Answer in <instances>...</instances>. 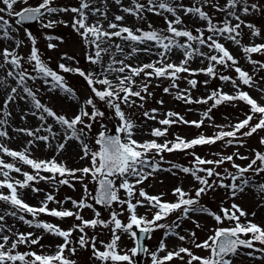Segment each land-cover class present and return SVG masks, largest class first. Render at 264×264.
<instances>
[{
  "label": "snow or ice",
  "instance_id": "obj_1",
  "mask_svg": "<svg viewBox=\"0 0 264 264\" xmlns=\"http://www.w3.org/2000/svg\"><path fill=\"white\" fill-rule=\"evenodd\" d=\"M53 2L54 0H41L36 6H30L28 0H0V4L3 5L0 6V14L16 18L17 25L37 21L41 22L43 28H53L57 23L62 24L64 21L49 19L47 23H44L43 18L46 14L51 16L64 12L73 13L71 26L81 37L87 49L86 61L96 68L85 72L79 67H71L65 63H60L58 68L63 73L78 74L82 77L91 95L79 104L77 112L71 117L58 114L42 104L37 99L36 93L27 86L28 80L41 79L49 85V91L59 89L72 100L78 101V97L74 90L66 84L65 77L49 67L48 63L41 58L36 46L37 40L31 32H25L27 40L31 43L30 53L26 57L20 55L18 49L24 42L11 34L18 29L13 28L9 21L4 19V15H0V33H2L0 41L10 42L0 48V61H2L0 69H7L6 77L11 78L17 85L11 88L2 107L7 109L9 102H14L17 96L21 100L25 99V95H20L22 92L30 98L34 110L22 113L21 119L32 115L41 121L40 126L34 130L14 129L32 138L27 141L23 151L11 150L0 144V152L30 166L33 170V174L22 173L23 181H13L9 177V172L21 173V168L0 159V175L4 177L0 180V189L7 190V194L0 192V202L9 206L6 209H0V264H76L75 260L65 255L66 250L72 255L76 254L77 248L73 246L74 244L80 249L90 248L91 256L97 264H135V258L141 253L150 257L151 264H171L174 260H180L182 264H233V258L240 254L242 248L264 253V247H256V244L264 246V228L250 220L242 221L241 218H246L248 214L239 205L233 203L230 208H221L219 210L223 213L221 215L200 203L202 195L215 191L217 188L228 190L230 196L234 198L250 186L246 174L264 173V152L253 149V155L249 158L240 155L238 151L239 147L244 146V138L253 136L258 130H264V105L259 104L248 92L240 90V84L250 88L256 86L253 76L239 67L238 61L228 48L219 42V38H223L235 45H241L239 37L242 28H247L251 36L260 37L261 30L252 23H246L242 16L261 13L264 5L259 2L250 3L249 0H225L223 4H220L218 0H194L191 5L183 4L182 0H145V2L130 0L129 5L125 6L122 0H111V3L119 6L120 12L137 21H147L146 13L163 17L166 28L157 30L152 27L151 23H148L149 30H144L141 27L133 28L123 25L121 22L124 21L125 15L113 14V19L109 20V0H100L101 6L98 7H93L95 0H80L78 7L71 8L54 7ZM17 4L26 6L15 11L14 6ZM205 6H210L216 12L222 13L223 19L214 23L213 17L203 10ZM181 12L184 16H192L204 22L205 27L196 28L197 34L194 35L192 30L183 26L184 21L179 14ZM165 14H170L172 18L169 19V16ZM89 15L95 18L91 24L88 23ZM104 22H107V28L104 27ZM205 32L209 34L205 36ZM114 38H118L122 43H116ZM178 38H183V42ZM47 39L51 41L58 38L48 36ZM47 47L54 49L56 45L49 43ZM125 47L130 50L126 52ZM201 47H206L209 51L202 52ZM173 49H178L183 53V59L178 64L170 60ZM241 50L251 64L258 65L255 71L264 69V63L251 59L253 53L264 54V43L242 46ZM141 52L155 55L158 59L138 65L128 63ZM104 56H108L109 59L105 61ZM118 56L121 58L118 59ZM197 57L201 58L202 64L207 61V66L197 70L190 69L187 65ZM61 60L72 61L74 57L64 54ZM25 64L31 66V72ZM217 66L234 69L237 78L233 79L228 75L219 74ZM181 73H188L189 76L203 73L209 78L218 77L225 83L230 82L235 89V94L216 89L204 98L193 100L191 89L197 87L198 81L184 77L189 88L180 89L177 80L181 79ZM140 77L143 79L137 83V78ZM151 78L170 80L169 87H165L163 91L173 95L176 100L205 105L209 101L212 103L206 111L201 113L199 120H186L173 111H168L164 114V118L160 119L158 109L153 108L144 110L141 113L144 124H137L132 118L135 112L128 113L125 108H144V102L152 96V93L148 91ZM203 83L207 86L209 81L205 80ZM0 86L7 87L6 78L0 79ZM172 89H176L175 93ZM256 90L264 96V88L257 87ZM98 102H102L112 115H106ZM237 102H243L249 107L245 118L234 124L213 125L220 130L212 136L201 134L191 140H186L179 135L174 140L166 138L168 129L173 124L200 128L205 120L213 119L210 115L213 109L223 104H231L235 107ZM157 103L162 105L163 101L160 100ZM2 115L4 118L0 119V128L8 124L11 112L2 111ZM257 117L258 122L253 124L252 121ZM49 118L53 123H48ZM105 119L117 122L116 135L109 134L110 129L107 124L103 123ZM148 121H155L164 127H151L148 132H143ZM96 124H99V131L92 137L90 134ZM55 126H58V129ZM224 127L231 130L225 131ZM41 131L47 135H39ZM137 135H150L154 138L163 137L165 139L163 143H158L157 139L141 141L136 139ZM0 137L12 139L6 129L0 130ZM37 141L52 147L57 155L66 151L70 143H75L80 153L79 160L87 161V166L68 168L66 163L57 161L55 156L49 160L30 158L28 150ZM52 141H55V144ZM89 141L97 146L96 150L90 147ZM218 141L224 142L225 147L238 146L237 151L231 155L213 153L216 159H206L191 152L193 157L191 166L185 167L167 162L169 167H162L164 161L162 153L186 152L197 146L216 144ZM259 143L264 145V137H260ZM236 159L247 161L246 166L237 164ZM225 163H230L235 171H229L228 168H224L223 172L217 171V168ZM161 171L169 172L173 176H176L178 172L191 176L199 185L193 188L195 195L192 196L182 187L177 186L172 190L175 201L169 202L163 199V193L149 195L143 187H137ZM41 172L50 175H41ZM89 178L90 182L95 185L93 189L85 183V180ZM73 180L82 185L83 195L79 200L66 197L63 201H59L53 193L46 192L39 206L35 207L26 203L18 191V189L30 188L32 193H40L43 189L33 186L40 181L51 183L58 191L57 185L74 187L71 182ZM118 180L119 184H117ZM227 180L231 183H225ZM254 187L257 191L264 193V184L254 185ZM121 190H123V197L120 195ZM68 201L71 202V209L63 207ZM49 202L60 207L49 208ZM114 204L119 206V211L112 210ZM96 205L109 209V217L102 218ZM141 207L146 209V215L138 213V208ZM85 209L92 211L93 218L85 219L81 215ZM25 213L31 215L32 219H26ZM125 213H127L126 216ZM41 214L58 219L74 217L79 223H74L71 228L64 230L58 225L37 219ZM173 214H176V219L169 223L168 218ZM190 214L207 215L215 221V227L211 229L212 234L203 242H197L194 231H189L187 235H181L177 231L184 220L192 219ZM148 215L151 216L150 219ZM121 216H125L126 222L120 219ZM8 217L22 221L29 228L40 229L43 233L61 238L63 243L56 245L55 252L51 254L17 251L20 245H40L43 236H38L34 232L13 231L14 225L9 226L6 222ZM225 221L233 222L234 226H224ZM192 223L197 228L201 227L196 220H192ZM89 228L106 230L110 233V239L98 240L99 233L89 237L86 232ZM157 230H163L164 238L160 240L156 250L151 251L144 240L150 239ZM74 232L80 233L75 240L72 238ZM123 235H127L132 240L131 248L121 247L120 242ZM167 238L188 242L191 247L177 245L169 250L166 243ZM193 247L205 250L208 254L206 256L197 255L193 252ZM246 255L253 256L254 252H247Z\"/></svg>",
  "mask_w": 264,
  "mask_h": 264
},
{
  "label": "rangeland",
  "instance_id": "obj_2",
  "mask_svg": "<svg viewBox=\"0 0 264 264\" xmlns=\"http://www.w3.org/2000/svg\"><path fill=\"white\" fill-rule=\"evenodd\" d=\"M41 0H28V4L30 6H36L38 3H40ZM123 4L125 5L130 0H122ZM126 2V3H125ZM141 2H145V0H141ZM194 2V0H182V3L185 5H191ZM220 4H223L225 0H218ZM249 2H259L261 5H264V0H249ZM80 3V0H54L53 5L54 7L61 8V7H78ZM125 5V6H128ZM26 5L23 4H17L14 7L15 11H19L22 7H25ZM100 5V0L96 2L93 7H98ZM109 8L112 12V19L113 14L121 15L122 12L119 11V6L111 3V0H109ZM208 12L210 16L213 17V22L218 23L221 19H223V14L216 12L215 9H213L210 6H205L204 9ZM182 16V19L184 21V27H187L188 29L193 31V34H197L195 32L196 28H204L205 24L204 22L199 21L197 18L192 16H184L183 13H179ZM4 15V19L8 20L9 23L12 25L13 28L18 29L16 32H12L11 34L19 40H22L24 43L22 46L18 49L20 55L27 56L30 53L31 49V43L27 40V37L25 35V32H31L36 40H37V48L39 49V54L41 55V58L48 63L49 67H51L53 70L57 71L59 74L63 75L65 77V82L68 86H70L74 92L76 93V96L78 97L77 100L70 99L66 94L62 93L59 89L54 91H49V85H46L43 80L37 79L35 81L28 80L27 86L33 90V92L36 93L37 99L40 100V102L52 110H54L58 114L66 115L67 117L73 116L79 107L80 103H83L90 95L91 91L88 88L86 82L83 80L82 77H80L78 74L73 73H63L58 68V65L60 63H65L68 66L71 67H79L80 69L84 70L85 72H88L91 70V64H89L85 59V54L87 49L85 48V45L81 39V37L77 34V32L72 28V20L74 14L71 12H64L56 14L51 20H57V21H64V23H57L53 28H43L41 27V22H35L34 24H28V25H17L16 24V18L9 17L6 14H0ZM47 15V14H46ZM45 15V16H46ZM147 21L141 22L135 20L130 21L128 23L129 27H141L144 30L148 29V23H151L152 27L160 30L166 28L165 21L162 16H156L151 13H146ZM172 17L170 16L169 19ZM242 19L246 21V23H252L257 28L261 30V36L260 37H253L251 36L250 31L247 28H242L241 30V36L239 39L241 40V45H235L230 41H226L223 38H219V42L224 44L226 48L230 51V53L235 57V59L238 61V66L241 67L244 71L248 72L249 75L253 76L255 87H248L246 85L240 84V90L248 92V94L255 99L259 104L264 105V96L261 95L259 91H257V87L264 88V69H261L260 71H255L254 69L258 67V65L254 66L249 62V59L245 56L243 51L241 50L242 46H247L251 44H260L264 43V10H262L259 14H253L250 16H242ZM95 21V20H93ZM44 23H47V20L43 19ZM123 23V22H121ZM235 23V21H233ZM179 27V26H178ZM11 31V30H10ZM209 33L205 32V36H207ZM52 36L56 37L58 39L48 40L47 37ZM116 43H120L121 41L118 38H114ZM181 42H183V38H178ZM49 43H53L56 45L54 49H48L47 45ZM202 52H208L209 50L206 47H201ZM67 54L68 56L74 57V60H61V56ZM183 59V55L181 56ZM251 59L259 61L260 63H264V54L261 53H253L251 54ZM2 62V61H0ZM203 67L207 66V61H204ZM25 67L28 68L29 72H31V66L25 64ZM7 71V69H1ZM197 70V69H195ZM217 71L221 75H228L232 77L233 79L237 78V74L235 73L234 69L232 68H224L222 66H217ZM35 75V73H32ZM204 77V80H208L209 83L207 86L201 83L197 79H199L200 73L195 76H189V74L181 73V79L177 80V84L181 83V85L186 89L189 88V85L187 83V80L184 79V77H187L189 79H195L198 81V85L196 88L191 89V98L193 100L204 98L207 95L210 94L211 91L216 89H221L223 92L228 94H235V89L232 87L231 83H225L219 78H209L203 73H201ZM143 79V77H140ZM140 82V81H139ZM171 81L168 79H155L151 78V83L149 86L148 91L152 93V96L150 98H147L144 102V108H135V109H128L125 108V111L128 113L135 112V115L132 117L137 124H144V118L141 115V113L144 110H150V109H158V115L160 119L164 118V114L168 111H173L179 113L181 116H183L186 120H197L193 119L191 117L190 113H188V109L190 107H193L196 111L199 112V114L203 113L207 110V108L211 105L212 101H209L207 105L205 104H196V103H185L181 100L174 99L173 95L165 93L163 89L165 87H169ZM239 83V81H238ZM137 90V89H134ZM176 89H172V92L175 93ZM26 95V94H25ZM163 101V104L157 103V101ZM99 106L102 110L106 112V115H112L111 111L108 110L102 102H98ZM139 103V101H137ZM3 107H0V114L3 111ZM249 107L243 103V102H237L235 107H233L231 104H223L221 106H218L217 108L213 109L210 115L212 116V120H205L204 124L200 128H196L194 126H188V125H180V124H173L168 129V140H174L177 135L180 137H183L186 140H191L193 138H196L197 136L203 134L205 136H212L216 131H219L220 129H217L213 125H228V124H234L238 122L239 120H242L245 118V114L248 113ZM50 123H53V121L49 118L48 120ZM258 122V117L255 118L252 123ZM103 123L107 124L108 128L111 130L116 129V121H108L105 119ZM146 127V132L149 131V127H147V124H145L144 128ZM152 127H164L159 125L158 123L154 124ZM223 130L228 131L231 130L228 127H224ZM247 130V129H245ZM99 131V124H96L93 128V132L90 134V136L94 137L95 134ZM149 139H157L158 143H163L164 139L161 138H154L150 135H147ZM260 137H264V130H258L257 133L253 134L251 137L244 138V146L239 147L238 151L240 155L248 156L249 158L252 157L253 153L252 150L256 149L258 151L264 152V145H261L259 143ZM90 147H92L93 150H96L97 146L89 141ZM11 150L15 151H23V144L22 141L18 142V146H7ZM238 146H224V142L218 141L216 144L213 145H203V146H197L194 149L187 150L186 152H173V153H162L164 157V161L162 162L163 168H168L169 164L167 162H171L173 164H180L185 167H189L192 165L193 157L190 154L191 152H195L196 155H199L206 159H216L215 156H213V153H221L223 155H231L232 153L237 151ZM0 159H3L7 163H12L16 167H20L22 172L16 173V172H9V177L11 180H21L23 181L24 177L22 175L23 172H29L30 174H33V170L30 166L24 165L21 162L14 160L11 157H8L3 152L0 154ZM36 159V158H34ZM52 159L48 157V160ZM38 160V159H37ZM45 160V159H42ZM157 160H159V157H157ZM235 162L237 164H240L241 166H246L247 161H241L239 159H236ZM87 161H75L73 164H66L68 168H80L87 166ZM224 168H228L229 171L234 172L235 169L231 168L230 163H225L220 168H217V171L223 172ZM173 171H177L173 169ZM41 175H50L49 173L41 172ZM191 176L185 175L183 173H179L176 176H173L169 172L161 171L157 174H155L154 177H149L148 180H146L142 185H138L137 187H143L145 191L149 195H160L163 193V199L169 202H174L175 197L172 195V190L180 186L182 187L186 192H189L192 196L195 195L193 191V185L190 188L188 186V183L190 181ZM246 178L249 179L250 185L253 187V190L251 192V195H244L245 192L238 194L236 197H231L228 190L217 188L215 191H209L206 195H202L200 198V203L214 211L218 214H221L219 211L221 208H230V206L235 203L240 206L241 209H243L248 215L246 218H241L242 221H252L253 223L258 224L260 227L264 228V193H261L257 191V189L254 187V185H260L264 184V173H261L259 175L254 173H248L246 174ZM4 177L0 175V180H3ZM74 187H69L67 185H57L58 191H56L51 183L40 181L38 184H34L33 186L43 189L40 193H32L31 189H18L19 192H22L26 198H24V201L28 203L29 205H32L36 199H43L44 193L51 192L55 195L56 200L63 201L66 197H71L72 199L79 200L80 197L83 195V189L82 185L78 181H71ZM211 182V181H210ZM85 183L89 184V188L93 189L95 187L94 184L90 182V178L88 180H85ZM225 183H231L230 180L225 181ZM239 183V182H238ZM117 184H119V180L117 181ZM199 187V185H196ZM188 187V189H187ZM0 192H4L7 194L6 189H0ZM94 194V193H93ZM120 195L123 197V190H121ZM26 199V200H25ZM68 204L72 208L71 202L68 201L63 205V207ZM9 206L6 205L3 202H0V208L6 209ZM49 208H59L60 206L49 202L48 205ZM97 210L101 212L102 218H108L109 217V209L103 208L99 205L95 206ZM66 208V207H65ZM75 211V209H72ZM112 210L119 211V206L114 204L112 206ZM138 213L140 215H146V209L141 207L138 208ZM255 213V215H252ZM81 215L84 216L85 219H91L93 218V213L90 209H85L81 212ZM127 213H125V216ZM191 215H198V214H191ZM199 217H192L190 220H184L181 223V227L179 228V231L182 233V235H187L189 231H194L196 233L197 242H203L209 235H211V229L215 227V221L207 216L200 214ZM125 216H121L120 219L125 221ZM26 219H32L31 215L25 213ZM148 218L150 219L151 216L148 215ZM37 219L52 223L55 225H58L61 229L67 230L71 228V226L74 223H79V221H76L74 217L71 218H65V219H58L55 217L47 216L44 214H41ZM176 219V214H173L168 218V222L171 223L172 220ZM192 220H196L200 223L201 227L197 228L195 224L192 223ZM19 221V220H18ZM163 222V221H162ZM224 226L226 227H232L233 222L231 221H225ZM187 230V231H186ZM16 232L20 233H27V232H34L36 235H42L43 239L40 241V245H20L17 249V251L25 252V251H36L37 253L43 252L45 254H51L49 249L52 246L46 245V241L49 240L51 237H55L51 234L43 233L42 230L36 229V228H29L28 225L24 224L22 221H19L18 226L15 228ZM86 232L88 233L89 237L92 235L99 233L98 240H105L107 241L110 239V233H108L106 230L97 228L95 230L93 229H86ZM79 232L73 233V240L77 239L79 237ZM56 241L54 242V251L56 250V245L63 243V240L61 238L55 237ZM164 238L163 237V230H157L154 232L150 239H147L146 246L151 250L155 251L160 240ZM121 247L122 248H131L133 246L132 240L127 236L123 235L121 238ZM177 245H182L185 247H191V244L188 242H181L179 241ZM175 245V246H177ZM77 248V252L75 255H72L67 250L65 251V255L68 256L69 259L75 260L76 264H97L96 261L91 256V250L90 248L80 249L78 245L74 244ZM99 246V245H98ZM175 246L168 245V249L171 250ZM256 247H264L259 244H256ZM193 252L197 255L206 256L208 253L205 250H198L194 247L192 248ZM254 252L253 256L246 255L247 252ZM163 255V254H161ZM187 259V257L185 258ZM138 262V256L135 258V264ZM143 264H151L150 257L148 255H144V262ZM171 264H182L180 260H174L171 262ZM233 264H264V253L255 252L254 249H240V254L233 258Z\"/></svg>",
  "mask_w": 264,
  "mask_h": 264
},
{
  "label": "bare ground",
  "instance_id": "obj_3",
  "mask_svg": "<svg viewBox=\"0 0 264 264\" xmlns=\"http://www.w3.org/2000/svg\"><path fill=\"white\" fill-rule=\"evenodd\" d=\"M99 1V0H95L94 4H96V2ZM126 3V2H125ZM125 5H128V3H126ZM0 6H3L2 4H0ZM15 7V6H14ZM112 12L111 10L108 12V19L109 20H112ZM56 14H52L51 16H48L46 15L45 16V19L48 21L49 19H52ZM121 15H125V19L123 21V25L125 26H128V23H130L131 20H133L134 18L131 17V16H128L127 14H124L122 13ZM165 15H168L170 17V14H165ZM44 19V18H43ZM95 20L94 17H92L91 15H89V19H88V23L91 24L93 23ZM104 27L107 28V22H104ZM0 35H2V33H0ZM10 43L9 41H0V48H2L5 44H8ZM122 43V42H120ZM130 49H128L127 47H125V51H129ZM183 53L178 50V49H173V51L171 52L170 54V60L171 62H174V63H179L181 60H182V56ZM118 59L121 58V57H117ZM109 59L108 56H104V60L107 61ZM158 57L155 56V55H148V54H145V53H138L135 57H133L131 60L128 61V63H131L133 65H138V64H141V63H149V62H153L155 60H157ZM204 64L201 63V58L200 57H197V58H194L190 63L189 65H187L190 69H200L203 67ZM96 66H93L91 65V70L95 69ZM188 74V73H186ZM202 74L200 73V76ZM6 78V84H7V87L5 86H0V107L3 106L4 104V101H5V98L6 96L10 93L11 91V88L12 87H17L16 85V82L13 81L11 78H7L6 77V71L5 70H1L0 69V79H5ZM141 80V78H137V83H139V81ZM199 81V83L203 84V81L204 80V77L203 75L201 77H199V79H197ZM179 85V88L180 89H185L181 83L178 84ZM19 91V90H18ZM176 91V90H175ZM174 91V92H175ZM15 95V94H14ZM20 95H25L24 93L20 92ZM34 110L32 108V105H31V102H30V98H28L26 95H25V99L21 100L19 98V96H17L16 100L14 102H9V106L7 109H4L3 111H9L11 112V116L8 117V124L3 126V128H0V130H4L6 129L7 132H8V135L10 137H12V139H6L4 137H0V144H3L5 146H9V145H12V146H18V142L19 141H22V144H23V149H25L26 145H27V141L32 139L31 137H28L22 133H19V132H16L14 131V129H17V128H26V129H35L37 127L40 126L41 124V121L38 120L36 117L32 116V115H28L26 117V119H21V115L22 113L24 112H29V111H32ZM188 113H190L191 117H193V119H201V114H199L198 111H196L193 107H190V109H188L187 111ZM4 118L2 113L0 114V119ZM48 123H50L48 121ZM156 124L155 121H148L147 122V127H149V130L150 128ZM57 129H58V126H55ZM143 132H146V127L143 128ZM39 135H47V133L41 131L40 133H38ZM136 139L138 140H150L149 137L147 135H137L136 136ZM53 144H55V141H52ZM2 152H0L1 154ZM28 154L30 156V158L34 159H38V160H42V159H45V160H48V157L49 158H53L55 156V158L57 159V161H61V162H64L66 164L70 163V164H73L75 163V161H78L79 160V150L77 149L75 143H70L68 146H67V149L66 151H64L62 154L60 155H57L55 153V151L53 150L52 147H49L47 146L44 142H41V141H37L35 142L34 146L30 147L29 150H28ZM192 184H195V186L193 185V187H197L196 185V182L190 178V181L188 183V186H190V188L192 187ZM188 189V187H187ZM253 190V187L250 185L249 187H247L245 189V194L244 195H251V192ZM23 196V199L26 198V196L20 192ZM26 200V199H25ZM34 203H32L31 206H35V207H38L39 206V202H40V199H36L35 201H33ZM69 205L66 204V208H70L68 207ZM1 209V208H0ZM25 215V214H24ZM191 215V214H190ZM192 217H199L201 216L200 214L198 215H191ZM6 222L9 226H13L14 225V228H13V231L15 230V228L18 226L19 224V221L18 219H15V218H12V217H8L6 218ZM177 231L182 235V233L179 231V229H177ZM56 241V238L55 237H51L49 238V240L46 241V245H49V246H52L49 251L50 253H53L54 251V242ZM179 242L178 239H175V238H167L166 239V243H167V246L170 245V246H175L177 245V243Z\"/></svg>",
  "mask_w": 264,
  "mask_h": 264
},
{
  "label": "water",
  "instance_id": "obj_4",
  "mask_svg": "<svg viewBox=\"0 0 264 264\" xmlns=\"http://www.w3.org/2000/svg\"><path fill=\"white\" fill-rule=\"evenodd\" d=\"M35 22H37V21L25 22V23H23V25L34 24ZM109 134L110 135H116L117 133H116L115 129H113V130H111L109 132ZM221 215H223L222 212H221ZM138 235H139V233H138ZM146 240L147 239L144 240V243L145 244H146ZM143 262H144V254H142V253L141 254H138V262H137V264H143Z\"/></svg>",
  "mask_w": 264,
  "mask_h": 264
}]
</instances>
